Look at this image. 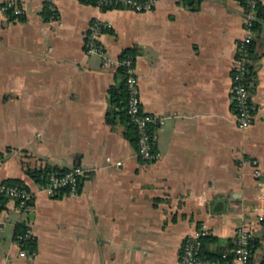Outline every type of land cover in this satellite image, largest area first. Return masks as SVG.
Listing matches in <instances>:
<instances>
[{"label":"crops","instance_id":"obj_1","mask_svg":"<svg viewBox=\"0 0 264 264\" xmlns=\"http://www.w3.org/2000/svg\"><path fill=\"white\" fill-rule=\"evenodd\" d=\"M264 5V0H260ZM18 0L19 15L0 12V183L19 179L32 208L0 196V264H182L184 238L208 230L205 246L235 264V230L243 224L264 264V22L255 39L252 122H235L231 70L244 35L237 0H201L196 10L158 0L149 11L101 9L82 0ZM93 19L107 57L134 46V72L158 157L144 163L124 125L105 115L109 86L120 77L102 56L86 54ZM84 167L78 191L50 196L27 167ZM220 201V202H219ZM217 202L220 203L216 207ZM30 227L36 250L19 256L16 226Z\"/></svg>","mask_w":264,"mask_h":264},{"label":"built area","instance_id":"obj_2","mask_svg":"<svg viewBox=\"0 0 264 264\" xmlns=\"http://www.w3.org/2000/svg\"><path fill=\"white\" fill-rule=\"evenodd\" d=\"M51 11L49 19L55 20L58 12L54 0H46ZM158 0H96L99 8L112 7L124 8L136 12L152 10ZM257 0H248V10L243 12L242 24L244 35L237 42V49L231 70V100L235 110V122L238 127L244 128L252 122V103L250 99L249 83L246 79L247 65L250 58L247 56V45L256 35L251 24L255 18V4ZM0 12L5 16L20 15L24 9L18 4V0H0ZM110 24L108 21L93 19L87 26L83 40V47L86 54H97L102 56L105 66H125V83L129 92L128 112L137 126L136 151L140 160L144 163L151 162L158 157V152L154 148V135L151 125L159 122V118L145 111L142 107L138 78L134 72V59L132 57L113 59L107 57L104 46L100 42V35ZM250 163L253 168V175L264 179V164L258 158H251ZM85 168L79 164L72 165L63 172H52L45 184L38 185L39 189L44 190L48 195L73 194L78 191L81 176L85 173ZM0 194L14 199L17 206L28 210L32 208L33 193L20 185L7 182L0 183ZM260 220L264 219V213L259 214ZM208 230L204 227L197 230L194 234H189L184 238L180 250V262L182 264H225L222 260L200 258L197 255L199 244L198 238L206 235ZM252 237L251 232L243 224L235 230V246L233 248L235 264H251V248L249 241ZM34 238L30 227H26L22 234H18L17 240L20 245L19 256L31 259L35 250L29 251L22 246V239Z\"/></svg>","mask_w":264,"mask_h":264},{"label":"trees","instance_id":"obj_3","mask_svg":"<svg viewBox=\"0 0 264 264\" xmlns=\"http://www.w3.org/2000/svg\"><path fill=\"white\" fill-rule=\"evenodd\" d=\"M84 2H90L93 4H96V0H82ZM242 8L243 12L248 10V0H237ZM180 3H182L184 6L191 10H196L200 6L201 0H179ZM112 7H102L101 9H108ZM43 15L47 19L49 18L51 11L48 8L47 1L44 4L43 8ZM12 16V15H11ZM20 19H23L24 17L22 15H19ZM264 22V5L260 0L256 1L255 4V18L252 21L251 27L255 30L256 35L252 38L251 42L247 45V56L251 59L250 62L247 65V75L246 79L248 83L252 82L254 83L255 80V70H254V64L252 63L254 60L257 59L258 55L254 52V43L255 39L258 37L262 24ZM136 49L134 46L127 47L123 49L119 55V58H125V57H132L135 59ZM125 66L120 65L118 66L116 72L119 75L120 79L111 84L109 86V107L107 109L105 118L106 121L112 125H116L118 123H122L124 125V134L131 142H134L136 144L137 140V126L136 122L132 119L130 113L128 112V97L129 92L127 89V85L125 83ZM253 88V86H249V89ZM3 158V154L0 153V159ZM64 170L58 169L54 166H44V167H27L26 173L32 177L39 185L45 184L48 181V177L50 173L52 172H63ZM7 183L11 184H17L20 186H23L27 189H29L26 185L22 183L19 179H10L6 181ZM0 196H5L0 194ZM26 227L24 224L19 223L16 226V232L17 234H22L25 231ZM208 238L207 234L202 235L198 238L199 244L197 248V255L200 258L205 259H217L224 261L226 258L230 259L232 258V255L230 254L226 258H224V252L225 249H219L217 251H210L205 246V241ZM22 243V246L26 248L29 251L36 250V242L35 237L31 239H22L20 241ZM258 245V241L250 239L249 246L251 250H253ZM235 244H229V247L234 248Z\"/></svg>","mask_w":264,"mask_h":264},{"label":"water","instance_id":"obj_4","mask_svg":"<svg viewBox=\"0 0 264 264\" xmlns=\"http://www.w3.org/2000/svg\"><path fill=\"white\" fill-rule=\"evenodd\" d=\"M220 202V201H219ZM219 202H217V204H216V207L218 206V205H220V203Z\"/></svg>","mask_w":264,"mask_h":264}]
</instances>
